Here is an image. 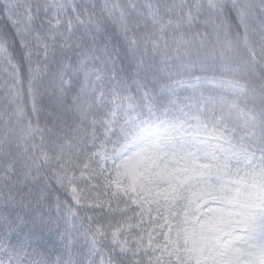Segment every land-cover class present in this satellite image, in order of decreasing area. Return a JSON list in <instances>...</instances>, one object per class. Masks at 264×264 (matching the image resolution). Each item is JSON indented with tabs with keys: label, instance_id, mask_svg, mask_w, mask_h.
Returning <instances> with one entry per match:
<instances>
[{
	"label": "snow or ice",
	"instance_id": "obj_1",
	"mask_svg": "<svg viewBox=\"0 0 264 264\" xmlns=\"http://www.w3.org/2000/svg\"><path fill=\"white\" fill-rule=\"evenodd\" d=\"M0 264H264V0H0Z\"/></svg>",
	"mask_w": 264,
	"mask_h": 264
}]
</instances>
